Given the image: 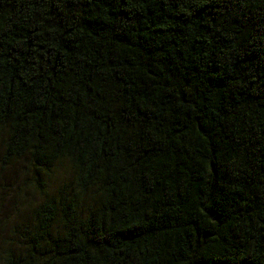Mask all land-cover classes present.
I'll list each match as a JSON object with an SVG mask.
<instances>
[{
  "label": "trees",
  "instance_id": "1",
  "mask_svg": "<svg viewBox=\"0 0 264 264\" xmlns=\"http://www.w3.org/2000/svg\"><path fill=\"white\" fill-rule=\"evenodd\" d=\"M4 199L0 264H264V0H0Z\"/></svg>",
  "mask_w": 264,
  "mask_h": 264
},
{
  "label": "rangeland",
  "instance_id": "2",
  "mask_svg": "<svg viewBox=\"0 0 264 264\" xmlns=\"http://www.w3.org/2000/svg\"><path fill=\"white\" fill-rule=\"evenodd\" d=\"M6 179L8 180L7 182H10V180L12 181V174L9 173V175L6 176ZM4 185H6V182H4ZM9 200L4 199L0 202V240L4 239V237L9 233L8 231L12 227V218L9 217V213L11 210L10 206L12 205V202Z\"/></svg>",
  "mask_w": 264,
  "mask_h": 264
}]
</instances>
